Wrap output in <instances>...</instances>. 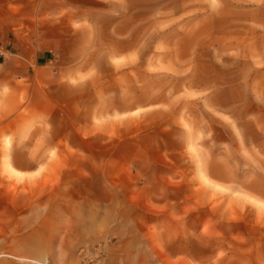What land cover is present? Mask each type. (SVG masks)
Wrapping results in <instances>:
<instances>
[{
    "label": "rangeland",
    "instance_id": "374dc122",
    "mask_svg": "<svg viewBox=\"0 0 264 264\" xmlns=\"http://www.w3.org/2000/svg\"><path fill=\"white\" fill-rule=\"evenodd\" d=\"M214 5L107 0L89 117L61 88L50 118L0 124V264H264V66L213 54L259 44Z\"/></svg>",
    "mask_w": 264,
    "mask_h": 264
},
{
    "label": "crops",
    "instance_id": "0c3cea01",
    "mask_svg": "<svg viewBox=\"0 0 264 264\" xmlns=\"http://www.w3.org/2000/svg\"><path fill=\"white\" fill-rule=\"evenodd\" d=\"M217 1L212 17L222 19L228 27L232 23L233 27L235 23L243 25L245 43L251 39L258 40L259 44L256 51H251V42L245 44L243 51L234 50L230 43L227 47L217 44L213 46V54L225 58L239 55L243 58L239 60L242 65L256 66L259 62L264 66V0ZM105 7L107 0H0L2 126H10L11 120L26 118L23 110L40 119L50 118L59 104L64 103L59 96L61 88L68 91L65 103H70L75 111L87 112L89 117L91 72L101 71L94 63L100 55L93 52L92 26L97 21L96 14L102 15L101 9ZM219 34L232 43L242 37V33L229 28ZM255 55L260 56L258 60ZM232 61L223 58L222 64ZM77 72L89 75V79L85 76L78 84L61 81L62 75ZM213 94L212 91L209 96ZM66 109L69 108L65 106ZM5 155L9 167L21 174L28 173L33 165L22 145L14 149L10 146Z\"/></svg>",
    "mask_w": 264,
    "mask_h": 264
}]
</instances>
